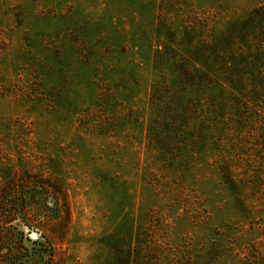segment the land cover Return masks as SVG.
I'll use <instances>...</instances> for the list:
<instances>
[{
	"label": "rangeland",
	"instance_id": "374dc122",
	"mask_svg": "<svg viewBox=\"0 0 264 264\" xmlns=\"http://www.w3.org/2000/svg\"><path fill=\"white\" fill-rule=\"evenodd\" d=\"M0 223V264L15 225L34 264L264 257V0H0Z\"/></svg>",
	"mask_w": 264,
	"mask_h": 264
},
{
	"label": "trees",
	"instance_id": "16d2710c",
	"mask_svg": "<svg viewBox=\"0 0 264 264\" xmlns=\"http://www.w3.org/2000/svg\"><path fill=\"white\" fill-rule=\"evenodd\" d=\"M255 17L261 16V14L258 11H255L253 14ZM207 53H210L212 55V63L207 59H203L204 62H202L203 67L201 68V71L205 72L206 74L210 73L212 74L213 78H216V82L218 84L219 87H221L222 89H224V91L227 92H232L231 89L233 87V85L235 83L233 78L231 77V73L233 71H236L238 68H241V64L239 63H230V61H228L225 57V55H222V52L224 51L222 49V47L219 46V44H214L212 47H206L205 48ZM223 50V51H222ZM211 51V52H210ZM206 54V53H205ZM204 54V56H205ZM253 59L254 57H248V59H245V70L249 67V65H252L253 63ZM257 66V65H256ZM251 74L247 73V76ZM209 77H211L210 75H208ZM246 76V78H247ZM253 76V75H252ZM245 78V80H247ZM248 78H250V76H248ZM240 85L243 86L244 84V78L240 79ZM225 134V133H224ZM222 136V135H220ZM219 136L218 140L221 139V137ZM224 136V135H223ZM45 187V186H44ZM42 187V188H44ZM39 187H34L31 189H24L22 191H20V193H17L18 195L22 196L23 200L26 202L25 204H28V195L31 194L30 198H32V196L34 195V192L30 193L29 190L33 191H37ZM41 188V187H40ZM13 197L12 196H6L5 197V201L3 202V205H9V202L11 201ZM26 206V205H23ZM6 214V213H5ZM19 225V224H18ZM21 227L23 226H28L26 221H21ZM1 228L3 229L5 228V226L3 225V223H0ZM12 233V238H14L16 235H20V245L23 248V250H25V253L18 247L11 246L8 251L10 252L9 255H7L6 257L3 255V262L2 264H34L35 260L34 258H26L25 254H27L26 252H28L29 254V247L26 245L25 241H26V234L25 231L21 228H19L17 225L13 226V229L11 231ZM1 235H3V232L1 233ZM18 245V244H17ZM19 246V245H18ZM258 260H254L251 261L247 264H264V257H260L257 258Z\"/></svg>",
	"mask_w": 264,
	"mask_h": 264
},
{
	"label": "water",
	"instance_id": "95a60500",
	"mask_svg": "<svg viewBox=\"0 0 264 264\" xmlns=\"http://www.w3.org/2000/svg\"><path fill=\"white\" fill-rule=\"evenodd\" d=\"M40 234L37 231H32L31 232V238L32 239H38Z\"/></svg>",
	"mask_w": 264,
	"mask_h": 264
}]
</instances>
